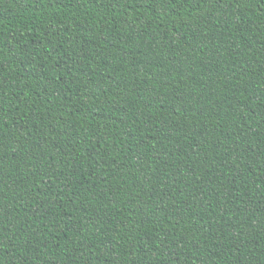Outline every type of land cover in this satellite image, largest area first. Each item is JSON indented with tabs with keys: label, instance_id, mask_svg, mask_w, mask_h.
I'll return each mask as SVG.
<instances>
[{
	"label": "trees",
	"instance_id": "trees-1",
	"mask_svg": "<svg viewBox=\"0 0 264 264\" xmlns=\"http://www.w3.org/2000/svg\"><path fill=\"white\" fill-rule=\"evenodd\" d=\"M0 264H264V0H0Z\"/></svg>",
	"mask_w": 264,
	"mask_h": 264
}]
</instances>
